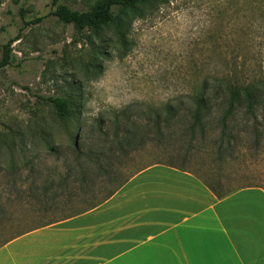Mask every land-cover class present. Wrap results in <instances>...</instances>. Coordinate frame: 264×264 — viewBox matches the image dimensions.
Listing matches in <instances>:
<instances>
[{
	"label": "rangeland",
	"instance_id": "374dc122",
	"mask_svg": "<svg viewBox=\"0 0 264 264\" xmlns=\"http://www.w3.org/2000/svg\"><path fill=\"white\" fill-rule=\"evenodd\" d=\"M98 1L60 0L80 10ZM220 1H152L144 16H126L120 40L115 25L99 37L61 22L50 14L52 0H0V59L4 44L20 37L13 63L0 69V245L79 213L155 163L188 169L221 192L264 188V134L237 126L222 146L219 128L186 130L209 70L256 58L264 65V0ZM21 8L27 21L41 20L27 25ZM61 95L73 101L67 119L44 99ZM171 108L180 117L159 125ZM129 130L136 142L102 149ZM98 156L115 173L90 164L84 183L81 162ZM86 192L95 197L77 196Z\"/></svg>",
	"mask_w": 264,
	"mask_h": 264
},
{
	"label": "crops",
	"instance_id": "0c3cea01",
	"mask_svg": "<svg viewBox=\"0 0 264 264\" xmlns=\"http://www.w3.org/2000/svg\"><path fill=\"white\" fill-rule=\"evenodd\" d=\"M0 264H264V188L220 197L155 163L96 207L8 240Z\"/></svg>",
	"mask_w": 264,
	"mask_h": 264
},
{
	"label": "trees",
	"instance_id": "16d2710c",
	"mask_svg": "<svg viewBox=\"0 0 264 264\" xmlns=\"http://www.w3.org/2000/svg\"><path fill=\"white\" fill-rule=\"evenodd\" d=\"M152 1L158 0H99L90 8L80 10L71 7L69 4L61 3L60 0H52L51 4L53 8L50 14L56 16L61 22L74 25L78 30H84L86 28L91 29L99 37L101 36L100 33L105 28L115 25L116 36L120 40H124L128 30L126 16L129 15L133 18L135 15L134 13H138L139 16H144L147 9L144 6ZM159 1L165 3L172 0ZM215 2L218 8L223 5L220 0H215ZM154 10L153 8L151 11L153 12ZM20 13L27 25L34 24L41 20L38 18L33 21H27L23 8L20 9ZM19 38V36L12 38L4 44L2 58L0 59V69L13 63L15 55L13 53L12 44ZM256 60V63L252 61L249 63L244 62L240 66L235 64L234 66H228L219 71L209 70L208 74L199 85V95L193 99L194 107L192 112L188 115L186 130L190 134L196 135L197 132L205 134L209 128H212V130L219 128L221 133L218 140L222 141V146L224 141L230 143L231 140L236 139L237 135H234L233 131L237 129V126L243 125L245 132H255L257 138L260 137L259 135L264 134V121H262V119L264 120V65L259 59L256 58ZM44 99L53 106L60 119H67L72 115L73 101L70 96H50ZM172 110V108L169 110L170 112L166 117L160 115L161 117L158 121L159 125L164 122L167 124L170 119L178 116V114L174 113ZM241 117L245 119L242 121ZM158 128L161 130V126ZM161 132L163 131L161 130ZM118 136L119 134L117 132L114 141V143H116L115 146H111L109 149L106 147L102 149L109 150L111 153H116L117 150H124V142L130 145L138 139L137 130H129L124 136L119 138ZM103 150L97 155L103 154ZM104 158L105 159H102V157L98 156L96 160L91 162L86 161L84 163L80 161L81 176L84 183L90 181L89 172L92 170L90 164H95L97 166L95 168L97 169L96 171L104 170L111 176L115 173V171H113L114 173L110 171L114 163L111 161L106 162V160H109V157ZM91 177H93V175H91ZM127 180L128 179L121 182L119 181L117 188L110 190L100 201L90 203L87 208L79 213L92 209L107 200ZM205 183L220 197L235 190L221 192L218 188L207 182ZM88 195L95 197V194L92 192L81 193L77 196L84 198ZM53 197L55 196H52V199Z\"/></svg>",
	"mask_w": 264,
	"mask_h": 264
}]
</instances>
